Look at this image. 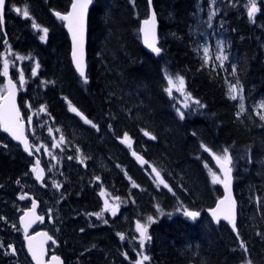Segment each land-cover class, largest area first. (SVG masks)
Returning a JSON list of instances; mask_svg holds the SVG:
<instances>
[{"label": "trees", "instance_id": "obj_1", "mask_svg": "<svg viewBox=\"0 0 264 264\" xmlns=\"http://www.w3.org/2000/svg\"><path fill=\"white\" fill-rule=\"evenodd\" d=\"M71 1L7 0L0 43L7 38L16 51L36 57L35 100L89 160L85 171L80 164L72 166L76 176L72 189L77 182L81 185L69 198L74 209L99 208L96 189L89 185L99 175L114 193L127 197L128 218L158 216L149 227L147 264H241L246 259L264 264V120L249 103L264 97V0L258 1L255 20L249 19L247 0H151L158 18L159 54L146 50L140 34L149 0H93L87 83L73 66L64 21L55 15L68 12ZM25 5L32 19L11 11ZM33 19L48 29L46 40L32 27ZM214 32L222 37L228 57L222 65L204 54L203 46ZM164 69L185 78L189 92L203 105L202 112L180 118L166 91ZM237 81L248 103L240 116L237 100L229 97V86ZM125 133L131 146L124 142ZM1 136L0 193L21 185L33 163L20 145ZM28 137L32 145L30 131ZM201 145L214 153L228 148L233 158L236 232L229 222L215 223L207 213L223 189L211 181L205 161H213ZM133 153L141 154L146 163ZM94 158L107 161L111 168L105 171L98 163L91 164ZM153 167L171 191L158 183ZM185 209L201 215L193 221L183 215ZM109 225L119 230V221ZM127 225L124 222L123 230L129 233ZM99 240L102 247L96 252L106 251L104 238ZM241 241L247 251L241 249ZM127 246L128 258L121 256L125 245L122 254L107 250L102 262L94 258L93 263L131 264L134 247ZM22 252L17 264H26L25 259L32 264L25 248Z\"/></svg>", "mask_w": 264, "mask_h": 264}, {"label": "rangeland", "instance_id": "obj_2", "mask_svg": "<svg viewBox=\"0 0 264 264\" xmlns=\"http://www.w3.org/2000/svg\"><path fill=\"white\" fill-rule=\"evenodd\" d=\"M258 1L259 0H256V4L257 8L259 9ZM249 7L250 3L249 0H247V11ZM17 8L20 9V12L16 11ZM25 8H27L28 10V5H25L23 7L14 6L13 8H11V11L16 15H20L21 17L25 18L23 16V11ZM258 12L259 11L255 13V16L252 20L256 19L255 17ZM26 19H32L30 13L29 17H27ZM33 21L35 20L33 19ZM43 28L45 27L40 25V28L36 29L40 36L44 35L42 31ZM4 41H1L2 43L0 44V62L2 68L4 69V63L5 60H7V70H12L13 75H15L14 78L20 89L22 111L25 120L28 123V126L31 127V129L28 128L27 131L31 132L32 148L35 152V155L41 159L42 164H46L48 169V179L44 184H42L44 181L40 183L39 179L41 178V173H38L35 169V171L30 173L21 185H18V187L20 186L19 188L13 187L8 189L7 191L0 193V244L3 245L2 247H0V264H17V261H19L18 259L23 256L22 248L24 249V243L21 241L23 232L20 228L18 217L25 207L30 206L29 201L22 202L20 200L21 197L26 196V192L34 194L41 200V211L45 215V220L47 222H43L44 225H42L41 222L40 226H44L54 235L56 242L54 241V243L52 244L53 248H56L59 252L63 253L64 251L61 248H64V246H62V243H72V245H70V252H73L72 255L65 253V256L69 258V262L71 264H94V258L96 259V263L102 262V257L104 255H108L109 253L107 252V250L105 251L102 248L100 249V251L96 252L100 247H102V242L99 239V241H97V233H94L92 237L87 236L85 238L80 236V233L82 232L81 229L84 228L86 230L88 228H91V226H93V228L105 227L108 226L109 223H111L113 220L120 221V219L124 220V222L127 221V229L129 228V230L131 231L127 233L125 229L123 230L125 232L126 249L121 256L128 258L126 252L128 247L127 245H129L131 247H134V255L129 259L131 264H136V261L141 259L142 255H148L150 257L147 251L149 242L146 241V246L144 249H141L139 247L140 233L137 231V222H139L140 224H147L149 234V227L152 223L149 224L147 217L152 215H146L143 217H141L140 215L139 217L128 218L126 209L128 204L127 197L114 193L110 189L108 184H105L102 181L99 175L93 176L92 180H90L89 182V185L92 188L96 189L97 196L100 202L99 208L96 211H94L92 207L88 208L86 206L79 207L77 211L76 209H74V204L69 200V198L70 195L74 197V190H76L77 187L80 188L81 185L77 182V187H74V190L72 189L74 186L75 176L74 170L72 171V166L74 165L75 167L77 164H80L85 171V164L89 163V160L81 155V148H79L75 142L72 143L70 140H66L67 137L64 135L65 133L63 132L62 128L59 127V125L53 120V118L46 111L45 107V110H40L42 104L36 101L34 97V87L36 84L34 82V78L37 76L39 68L37 69L36 75H32V69L36 67L37 63L39 64L36 57H33L29 54H21L13 48L10 40H6L7 46H5V44L3 43ZM203 47L208 48V60L216 61L218 60L216 59L218 55H225L224 41L220 34H216L215 32L213 34V37L207 38ZM21 73L23 74L24 78V83L22 86L20 84ZM164 74L166 79V89L169 87V76L172 77L175 84V87L172 88L171 95H169L168 92L167 93L171 98L173 107L177 113V109H179L180 111L185 113V116H188L194 115L195 113H198L200 111L202 112L204 110V107L201 103H195V101L198 99H196L189 92L185 78L184 90H178L179 81L177 80V76L182 75L173 74L167 69H164ZM43 84L45 85L44 81ZM41 86L43 85L40 82V87ZM30 93L33 94V98L31 97ZM188 93L191 94L190 97L187 95ZM234 94L237 96L236 100L239 107L241 103H243L244 107H246L248 103L246 104V99L242 89L237 86V91ZM241 96L243 97V100L240 99ZM249 101L248 102L253 105L257 113L264 115V108L260 107V105L264 103V97L252 102L251 100ZM185 104H187L188 107H185ZM29 117H31V122H29ZM50 129L51 131H49ZM1 133L3 132L0 127V144L4 142ZM61 137H63V139H61ZM14 148L15 150L19 149V147ZM205 148L207 147H203L204 150ZM12 153H14V150L12 151ZM212 153L214 152L207 151V154L210 156L213 163H209L207 160L205 161V166L208 170L210 179L212 181V172H215L218 176H220L221 179H223V173L219 171V165L216 163ZM215 154L222 155V153ZM95 158L94 162H91V164L98 163L99 165H97L105 171L111 168H109V163L107 161H104L103 159L96 160ZM32 164H34V162ZM232 168L234 170V166H232ZM97 177H99V180L97 179ZM81 178L84 179V176H81ZM55 185H59V187H56ZM117 197L119 198L118 200L116 199ZM75 198L76 200L80 201L78 199V194H76ZM106 201L108 205L107 207L105 204ZM19 203H21L22 205ZM117 205L118 208L116 209V214L113 215L112 210ZM93 213H101V216L98 217L96 215H92ZM152 217L154 218L155 222V218H157L158 216ZM77 220L83 222H79L76 224ZM105 221H107V223H105ZM81 223L83 224L81 225ZM104 242L105 246L107 243V239L105 236ZM9 245H11L12 248L15 249L14 254L8 247ZM123 248L124 246L121 249L122 252ZM65 249H67V246H65ZM9 254H11V256H9ZM12 256H14L15 258H13ZM149 261L150 260L145 261L144 264H147ZM247 261L251 260L246 259L241 264H247ZM25 263L27 264L26 259ZM251 264L253 263L251 262Z\"/></svg>", "mask_w": 264, "mask_h": 264}, {"label": "snow or ice", "instance_id": "obj_3", "mask_svg": "<svg viewBox=\"0 0 264 264\" xmlns=\"http://www.w3.org/2000/svg\"><path fill=\"white\" fill-rule=\"evenodd\" d=\"M93 2V0H73V3L71 5L72 11L68 12L67 14L62 15L61 13L57 12L55 15L62 20H65L69 24V30L73 34V59L76 63L77 70L80 73V76L84 78V83L88 82L85 69H84V62H83V34H84V20L87 13L88 6ZM215 2V0H213ZM250 7L248 9V16L249 19L252 20L255 16V13L259 11L257 8L256 0H249ZM149 4H151V0H149ZM5 6V0H0V21L3 19V10ZM17 12H20V9H16ZM214 14V13H213ZM23 16L25 18L29 17V12L27 8L23 11ZM155 22H156V16L155 12L152 13L151 17L149 19L144 20L143 24L146 26L145 28H142L140 31L144 32L147 36L149 31L152 32L154 36V28H155ZM150 26V27H147ZM32 27L34 29L40 28V25H38L35 21L32 22ZM44 35L40 36V39L43 41L47 37L48 29L43 28L42 29ZM148 43V46L157 54L160 53L161 49L159 47H156L155 42L149 43L147 40L145 41ZM204 54L207 58L208 55V48H204ZM216 59L220 60L221 65L225 60L228 59L225 55H218ZM207 62V61H205ZM39 68V64H36V67L32 69V75L35 76L37 69ZM7 69H8V62L5 60L4 63V74L7 75ZM235 72V69L233 68V73ZM177 80L179 81V91L184 90V77L183 76H177ZM24 83L23 74L21 73L20 77V84L21 86ZM237 84H233L229 86V97L233 100L237 99V96L234 94L237 91ZM168 84L169 87L166 89V91L171 95L172 88L175 87V84L173 82V79L171 76L168 77ZM9 87H10V93L7 98H0V99H6L7 103L4 105H0V127L4 129V131L10 133L14 139L21 141L24 145L25 151L29 152L31 154V146L28 143V140L26 137H24L23 133V126L21 124V117L19 109L16 107L15 104V85L9 81ZM189 97L191 96L190 93L187 94ZM241 100H243V97H240ZM196 104H200L199 100L195 101ZM185 107H188L187 104H185ZM261 108H264V103L260 105ZM41 111L45 110L44 106H41ZM71 111L77 112L78 115H81V117L85 120L86 123L91 124L93 127H96L95 124L92 123L91 120H88L86 117H83L82 113L78 112V109L75 107H71ZM179 116L181 119H184L185 113L177 109ZM245 111L244 104L241 103L239 107V111L237 112V116H240ZM258 115H260L258 113ZM260 119L264 120V115H260ZM29 122H31V117H29ZM51 131V129L49 130ZM145 135H151L148 132H145ZM152 139H156L155 136H151ZM63 139V137H61ZM124 142L128 143L129 146H131L130 138L128 137L127 133L124 134ZM202 147H205L204 145H201ZM38 150V149H37ZM206 151H211V149L205 148ZM135 155V153H133ZM216 163L219 165V171L223 173V179L220 178L215 172H212V182L214 184L220 183L223 184L226 190V195L224 196V199L220 200L216 207L213 209H210L211 215L213 219H215L217 222H219L221 219L228 221L232 228L236 229V207L237 203L235 199L231 195V182H232V166H233V158L229 154L228 148L222 149V155H216L215 153H212ZM141 160V163H146L142 158H139ZM83 162V161H82ZM35 170V168H34ZM152 171L155 172L156 177L159 179V184L163 185L165 188H168L169 191H171V188H169V185L165 182V180L161 177L160 171H158L155 167L152 168ZM99 179V177H97ZM19 183V181H17ZM56 187H59V185H55ZM136 186V185H134ZM23 199V197H21ZM119 199L118 197L116 198ZM106 207L107 201L105 202ZM35 208V203H33V209ZM118 208V205L115 206L112 210V214H116V209ZM157 208L159 210V205H157ZM160 214L163 215V211H160ZM25 215H28L27 213ZM92 215L101 216V213H93ZM171 215V214H169ZM183 215L185 217L190 218L191 220L195 221L197 217L201 215L199 211H189L185 209L183 211ZM24 218H21V222L23 223ZM147 220L150 223H154V218L152 216H148ZM107 223V221H105ZM27 229V226L25 227V231ZM83 231V229H81ZM137 231L140 233L139 236V247L141 249H144L146 246V241L150 242L152 237L148 234V225L147 224H140L137 222ZM46 239L52 240L51 236H48L47 233L43 234ZM120 238L123 240L124 234L118 233ZM237 236H239V233L237 232ZM54 242V241H53ZM3 245L0 244V247ZM12 253H15V249L12 248L11 245L8 246ZM94 247V246H93ZM240 247L242 250L247 251L246 246L243 241H241ZM29 251L32 253L33 258L37 259V253L32 247L31 241H29ZM8 254V253H5ZM55 260L59 261V257H54ZM150 260V257L148 255H142L141 259L136 261V264H144L145 261ZM247 264H251V261H247Z\"/></svg>", "mask_w": 264, "mask_h": 264}, {"label": "water", "instance_id": "obj_4", "mask_svg": "<svg viewBox=\"0 0 264 264\" xmlns=\"http://www.w3.org/2000/svg\"><path fill=\"white\" fill-rule=\"evenodd\" d=\"M73 0L71 1L70 7L68 12L72 11V5ZM93 2L88 6L87 9V13L85 16V20H84V34H83V62H84V69H85V73L87 75V56H88V17H89V12L90 9L92 7ZM149 14L147 17H145L144 19L141 20L140 23V30L142 28H145L146 26L143 24L144 20L149 19L152 15L153 12H155V16H156V22H155V28H154V36L152 34L151 31H149L148 35L146 36L144 32L140 31L141 34V39H142V43L144 45V47L146 48V50H148L150 53L152 54H157L155 53L149 46L148 43H146L145 41L147 40L149 43H152L153 41L155 42L156 47H159V32H158V18H157V14L156 11L154 9V7L152 6V4L149 5ZM6 12H7V0H5V6H4V10H3V19L2 21H0V23L4 26L5 24V17H6ZM68 12H66L65 14H67ZM57 13V12H56ZM64 15V14H63ZM64 21V26L65 29L67 30L69 37H70V42H71V59H72V63L73 66L76 70V72L78 73V75L80 76L79 71L77 70L76 67V63L73 59V34L72 32L69 30V24L67 21ZM150 27V26H147ZM160 48V47H159ZM81 77V76H80ZM83 78V77H82ZM4 80H5V86H6V92L4 93V95H2L0 98H7L9 96L10 93V87H9V81H11L14 85H15V104L16 107L19 109L20 112V117H21V124L23 126V133H24V137L27 138L29 145L31 146V154H29V152L25 151L24 149V145L23 143H21V141L16 140L13 138V136L4 131V129L1 127V130L3 133H5L9 139H11L14 143L19 144L23 151L29 156V157H33L34 156V161L35 164L32 165L31 167V171H34V168L37 170L38 173H42V176L39 180H42L45 177V170L44 167L42 166L40 159L35 156L32 145L30 143V139L27 135V130L28 128L31 129V127L28 126L27 121L24 119L23 113H22V109H21V105H20V89H19V85L17 84L16 80L13 78V76L10 73H7V75H4ZM7 101L6 99H0V105H4L6 104ZM147 132V131H145ZM149 138H151V136L153 135H146ZM134 157L141 163V160L139 158H142L145 161V158L139 154V153H135ZM144 164V163H142ZM222 189H223V194L222 196H220L215 205L210 207L209 209H207V213L210 215V217L212 218V220L215 223H219L220 221H226L221 219L219 222H217L215 219H213L210 209H213L216 207V204L224 199V196L226 195V190L224 185H222ZM231 195L232 197L235 199L236 203V197L235 194L233 192L232 189V182H231ZM30 199H31V204L29 207H26L22 213L19 215L18 217V221H19V225L20 228L23 232V240H24V246H25V250L32 262V264H66L65 260L62 256L58 255V254H49V243L54 239V236L52 235V233L47 229V228H38V225L40 224V222L43 220V215L40 213V200L38 198H36L34 195H29ZM33 203H35V208L33 209ZM28 215H25V214ZM24 218L23 223L21 222V218ZM236 219H237V207H236ZM228 222V221H226ZM230 224V223H229ZM231 225V224H230ZM27 226V229L25 231V227ZM232 226V225H231ZM236 231V229H235ZM44 233H47L48 236L52 237V240H48L46 239V237L43 235ZM29 241H31L32 247L34 248V250L37 253V259L33 258L32 253L29 251ZM54 257H59V261L55 260Z\"/></svg>", "mask_w": 264, "mask_h": 264}, {"label": "flooded vegetation", "instance_id": "obj_5", "mask_svg": "<svg viewBox=\"0 0 264 264\" xmlns=\"http://www.w3.org/2000/svg\"><path fill=\"white\" fill-rule=\"evenodd\" d=\"M4 31H5V29H4V27L3 26H1L0 25V32L1 33H4ZM7 39H5V41L3 42L4 44H5V46H7V41H6ZM1 44V43H0ZM7 73H10L12 76H13V78L15 77V75H13V72H12V70L11 71H9V70H7ZM4 69L2 68V65H1V62H0V97L2 96V95H4V93L6 92V86H5V80H4ZM15 79V78H14ZM20 105H21V102H20ZM21 109H22V107H21ZM22 113H23V111H22ZM23 116H24V114H23ZM24 119H25V117H24ZM40 159V158H39ZM41 160V159H40ZM34 162V161H33ZM42 163V162H41ZM33 165V164H32ZM32 165L30 166V173H32V172H34V171H31V167H32ZM43 165V164H42ZM43 167H44V170H45V177L42 179V180H39V182L41 183V182H43L42 184H44L46 181H47V179H48V169H47V166H46V164L45 165H43ZM41 175H42V173H41ZM99 180V179H98ZM24 189H25V187H24ZM29 195H34V194H32V193H28V192H26V196L25 197H23V199L22 198H20V200L22 201V202H26V201H31L30 200V197H29ZM35 196V195H34ZM36 197V196H35ZM40 202H41V200H40ZM30 205V204H29ZM25 209V208H24ZM23 209V210H24ZM40 213L43 215V220H42V225H44L43 224V222H45L46 220H45V215L43 214V212L41 211V207H40ZM47 219V218H46ZM48 220V219H47ZM51 220V219H50ZM82 220V219H81ZM47 222V221H46ZM79 222H83V221H79V220H77L76 221V224L77 223H79ZM83 223H81V225H82ZM84 226H85V224H84ZM39 227H44V226H40L39 225ZM123 228H124V220H122V219H120V221H119V230L118 231H116V229H113V228H111V226L110 225H108V226H105V227H100V228H93V226H91V228H88V229H84L83 228V231L80 233V236L81 237H87V236H90V237H92L93 236V234L94 233H97V236H96V238H97V241H99L98 239H101L102 237L104 238V236L107 238V245H106V249L109 251V250H111V251H113L115 254H116V252H118V253H121L122 251H121V249H122V247L124 246V248H125V238L122 240L121 238H120V236L118 237V233H123L124 234V237H125V232L123 231ZM121 230V231H120ZM50 231V230H49ZM51 232V231H50ZM52 233V232H51ZM54 236V235H53ZM53 241H55V238L49 243V254H58V255H62V257H64V260H65V263L66 264H69L68 263V260L66 259V256H65V253L66 254H69V255H72V253L73 252H70V245H72V243H69V244H65L64 242L62 243V246H64V248H61L64 252L63 253H61V252H59L56 248H53V246H52V244L54 243ZM110 241H112V243L110 242ZM56 242V241H55ZM102 242V241H101ZM58 243V242H57ZM65 246H67V249H65ZM124 248H123V250H124ZM71 264V263H70Z\"/></svg>", "mask_w": 264, "mask_h": 264}, {"label": "bare ground", "instance_id": "obj_6", "mask_svg": "<svg viewBox=\"0 0 264 264\" xmlns=\"http://www.w3.org/2000/svg\"><path fill=\"white\" fill-rule=\"evenodd\" d=\"M68 163H69V162H68ZM76 173H77V172H76ZM28 179H29V178H28ZM38 193H39V192H38ZM50 201H51V200H50ZM10 202H11V201H10ZM10 202H9V203H10ZM19 204H21V203H19ZM21 205H22V204H21ZM5 218H6V217H5ZM1 227H2V226H1ZM5 228H6V227H5ZM120 231H121V230H120ZM124 243H125V242H124Z\"/></svg>", "mask_w": 264, "mask_h": 264}]
</instances>
